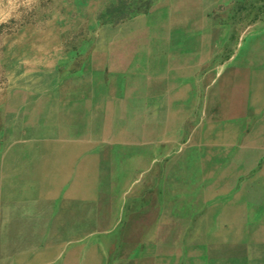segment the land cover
<instances>
[{"label": "rangeland", "instance_id": "1", "mask_svg": "<svg viewBox=\"0 0 264 264\" xmlns=\"http://www.w3.org/2000/svg\"><path fill=\"white\" fill-rule=\"evenodd\" d=\"M147 43L190 55L193 89L212 82L216 56L228 74L253 52L264 88V0H0V264H112L152 233L156 170L215 163L221 147L226 164L246 147L264 108L227 119L222 145L193 139L187 156L183 141L172 155L143 147L132 74Z\"/></svg>", "mask_w": 264, "mask_h": 264}, {"label": "crops", "instance_id": "2", "mask_svg": "<svg viewBox=\"0 0 264 264\" xmlns=\"http://www.w3.org/2000/svg\"><path fill=\"white\" fill-rule=\"evenodd\" d=\"M151 44L142 45L137 53L135 92L137 135L143 147L144 141H150L153 155H172L176 141H183L185 146L176 149L181 156L188 155L186 145L193 139H215L222 145L232 131L227 119L254 116L256 108H264V88L259 86L262 79L254 69L253 52H248L246 71L232 63L228 74L224 73L222 55L216 56L212 82L193 89L190 55H164ZM210 115L216 118L206 130L214 129L213 134L206 133L200 125ZM193 118H198L200 125L195 133L191 127ZM261 121L264 112L248 131L246 147L232 150L226 164L224 157L230 150L221 147L210 154L215 163L169 162L156 170L165 174L157 182L162 190L151 200V219L155 221L152 233L112 264H264V132L254 134ZM223 236H227L226 241Z\"/></svg>", "mask_w": 264, "mask_h": 264}, {"label": "bare ground", "instance_id": "3", "mask_svg": "<svg viewBox=\"0 0 264 264\" xmlns=\"http://www.w3.org/2000/svg\"><path fill=\"white\" fill-rule=\"evenodd\" d=\"M196 1H197V0H196ZM185 2H186V1H185ZM191 2H192V1H191ZM178 3H179V2H178ZM200 3H201V1H200ZM184 4H185V3H184ZM184 4H182V5H184ZM188 6H189V4H188ZM171 7H172V6H171ZM156 8H157V7H156ZM167 8H168V6H167ZM157 9H159V8H157ZM191 9H192V7H191ZM178 10H179V12H180V9H178ZM183 10H184V9H183ZM158 11H159V10H158ZM158 11H156V12H158ZM170 11H171V10H170ZM172 11H174V10H172ZM181 11H182V10H181ZM200 11H201V10H200ZM191 12H192V11H191ZM158 13H159V12H158ZM189 13H190V12H189ZM189 13H187V14H189ZM178 14H179V13H178ZM187 14L184 15V17H182L181 19H179L177 22H179V23L183 22L184 24L189 23L190 17H188ZM145 15H146V14H145ZM158 16H159V15H158ZM189 16H192V15H189ZM145 17H146V16H145ZM167 17H168V16H167ZM170 17H171V16H170ZM200 17H201V16H200ZM177 18H178V17H177ZM147 20H148V19H147ZM170 20H172V21H176L177 19H176V18H175V19L173 18V19H170ZM170 20H169V21H170ZM198 20H199V19H198ZM155 21H156V20H155ZM191 22H192V21H191ZM172 23H173V22H172ZM128 24H129V23H128ZM149 24H150V23H149ZM157 24H158V23H157ZM161 24H162V23H161ZM195 24H196V23H195ZM193 25H194V24H193ZM129 26H130V25H129ZM150 26H151V25H150ZM130 27H131V26H130ZM130 27H129V28H130ZM157 27H158V26H157ZM196 27H197V26H196ZM167 28H168V27H167ZM130 29H132V28H130ZM151 31H153V30H151ZM151 31H150V32H151ZM160 31H161V30H160ZM163 31H164V30H163ZM189 31H190V30H189ZM186 32H188V31H186ZM160 33H162V32H160ZM150 34H151V33H150ZM164 35H165V34H164ZM199 35H200V34H199ZM153 36H154V35H153ZM153 36H152V37H153ZM170 36H171V35H170ZM184 36H186V35H184ZM191 36H192V35H191ZM217 36H218V35H217ZM192 37H193V36H192ZM147 38H148V37H147ZM154 38H155V37H154ZM204 38H205V36H204ZM204 38H203V39H204ZM156 39H157V38H156ZM161 39H162V38H161ZM171 39H172V38H171ZM189 39H190V38H189ZM111 40H112V39H111ZM148 40H149V39H148ZM158 40H160V39L158 38ZM166 40H167V39H166ZM166 40H164V41H166ZM191 40H192V39H191ZM197 40H198V39H197ZM200 40H201V39H200ZM205 40H206V38H205ZM215 40H216V39H215ZM150 41H151V40H150ZM164 41H163V42H164ZM194 41H195V40H194ZM194 41H193V42H194ZM202 41H204V40H202ZM208 41H211V40L208 39ZM147 42H148V41H147ZM187 42H188V41H187ZM187 42H186V43H187ZM189 42H190V41H189ZM200 43H201V41H200ZM200 43H199V41H198V44H200ZM218 43H219V42H218ZM149 44H150V43H149ZM187 44H188V43H187ZM153 45H154V44H153ZM160 45H161V44H160ZM165 45H166V44H165ZM174 45H176V44H174ZM177 45H178V44H177ZM184 45H185V44H184ZM189 45H191V44H189ZM146 46H147V45H146ZM146 46H145V47H146ZM150 46H151V45H150ZM171 46H172V44H171ZM171 46H170V47H171ZM199 46H200V45H199ZM209 46H211V45H209ZM152 47H154V46H152ZM158 47H159V46H158ZM174 47H175V46H174ZM174 47H173V48H174ZM147 48H148V47H147ZM150 48H151V47H150ZM150 48H149V49H150ZM175 48H176V47H175ZM190 48H191V47H190ZM195 49H196V48H195ZM198 49H199V48H198ZM254 49H255V48H254ZM147 50H148V49H147ZM175 50H176V49H175ZM191 50H192V49H191ZM164 51H165V50H164ZM164 51H163V52H164ZM166 51H167V50H166ZM178 51H179V49H178ZM180 51H181V50H180ZM137 52H138V51H137ZM137 52H136V53H137ZM147 52H148V51H147ZM138 54H139V53H138ZM143 54H144V53H143ZM171 54H172V53H171ZM202 54H203V52H202ZM246 54L248 55V53H246ZM161 55H162V54H161ZM164 55H165V54H164ZM184 55H185V54H184ZM257 55H258V54H257ZM145 56H146V55H145ZM145 56H144V57H145ZM156 56H157V55H156ZM187 56H188V55H187ZM195 56H196V55H195ZM199 56H200V55H199ZM261 56H262V55H261ZM263 57H264V56H263ZM169 58H170V57H169ZM183 58H184V57H183ZM201 58H202V57H201ZM255 58H256V57H255ZM144 59H145V58H144ZM193 59H194V58H193ZM193 59H192V60H193ZM199 59H200V58H199ZM247 59H248V58H247ZM133 60H134V59H133ZM133 60H132V61H133ZM170 60H171V58H170ZM233 60H234V59H233ZM250 60H251V59H250ZM257 60H258V59H257ZM132 61H131V62H132ZM128 62H129V61H128ZM154 62H155V61H154ZM158 62H159V61H158ZM169 62H170V61H169ZM172 62H173V61H172ZM232 62H233V61H232ZM258 62H259V61H258ZM114 63H115V62H114ZM139 63H140V62H139ZM243 63H244V62H243ZM146 64H147V63H146ZM158 64H159V63H158ZM249 64H250V63H249ZM171 65H173V64H171ZM246 65H247V64H246ZM126 66H128V64H127ZM148 66H149V65H148ZM138 67H139V65H138ZM138 67H137V68H138ZM235 67H236V66H235ZM126 68H127V67H126ZM148 68H149V67H148ZM231 68H233V67H231ZM119 69H120V68H119ZM121 69H122V68H121ZM139 69H140V68H139ZM249 69H250V68H249ZM254 69H256V68H254ZM258 69H259V67H258ZM234 70H235V68H234ZM139 71H140V70H139ZM147 71H148V70L146 69V72H147ZM236 71H237V70H236ZM251 71H253V70H251ZM166 72H167V71H166ZM141 73H142V72H141ZM141 73H140V74H141ZM213 73H214V72H213ZM235 73H237V72H235ZM249 73H250V71H249ZM142 74H143V73H142ZM214 74H215V73H214ZM251 74H252V73H251ZM253 74H254V73H253ZM232 75H233V74H232ZM249 75H250V74H249ZM123 76H124V75H122V77H123ZM132 76H135V74H134V75L132 74ZM144 76H145V75H144ZM162 76H164V75H162ZM114 77H115V75H114ZM122 77H121V78H122ZM177 77H178V76H177ZM197 77H198V76H197ZM211 77H212V76H211ZM211 77H210V78H211ZM253 77H254V76H253ZM262 77H263V76H262ZM116 78L118 79V77H116ZM142 78H143V76H142ZM215 78H216V77H215ZM232 78H233V77H232ZM113 79H114V78H113ZM124 79H125V78H124ZM135 79H136V76H135ZM144 79H145V78H144ZM128 80H129V79H128ZM142 80H143V79H142ZM156 80H157V79H156ZM214 80H215V79H214ZM231 80H232V79H231ZM236 80H237V79H236ZM236 80H235V81H236ZM239 80H240V79H239ZM239 80H238V81H239ZM252 80H253V78H252ZM116 81H117V80H116ZM140 81H141V80H140ZM183 81H184V80H183ZM253 81H255V80H253ZM262 81H263V80H262ZM262 81H261V82H262ZM117 82H118V81H117ZM120 82H121V80H120ZM124 82H125V81H124ZM128 82H129V81H128ZM158 82H159V81H158ZM178 82H179V81H178ZM178 82H177V83H178ZM230 82H231V81H230ZM130 83H131V79H130ZM142 83H143V82H142ZM162 83H163V82H162ZM180 83H181V82H180ZM207 83H209V82H207ZM223 83H224V82H223ZM250 83H251V82H250ZM96 84H97V83H96ZM245 84H246V83H245ZM261 84H263V83H261ZM240 85H241V84H240ZM251 85H252V84H251ZM236 86H237V84H236ZM111 87H112V86H111ZM147 87H148V86H147ZM149 87H150V86H149ZM174 87H175V86H174ZM240 87H241V86H240ZM250 87H251V86H250ZM261 87H262V86H261ZM112 88H113V87H112ZM114 88H115V87H114ZM116 88H117V86H116ZM75 89H76V88H75ZM155 89H156V88H155ZM165 89H166V88H165ZM118 90H119V88H118ZM147 90H148V89H147ZM158 90H159V89H158ZM74 91H75V90H74ZM111 91H112V89H111ZM145 91H146V90H145ZM229 91H230V90H229ZM229 91H228V92H229ZM143 92H144V91H143ZM223 92H226V91H223ZM236 92H237V91H236ZM236 92H235V93H236ZM246 92H247V91H246ZM79 93H80V92H79ZM152 93H153V91H152ZM226 93H227V92H226ZM243 93H244V92H243ZM65 94H68V95H69L70 93H65ZM137 94H138V93H137ZM140 94H141V93H140ZM140 94H139V95H140ZM238 94H239V93H238ZM75 95H77V94H75ZM141 95H142V94H141ZM150 95H152V94H150ZM232 95H233V94H232ZM72 96H73V95H72ZM218 96H219V95H218ZM224 96H225V95H224ZM233 96H234V95H233ZM233 96H231V97L234 98ZM67 97H68V96H67ZM75 97H76V96H75ZM65 98H66V97H65ZM73 98H74V97H73ZM76 98H79V97H76ZM145 98H146V97H145ZM238 98H239V97H238ZM238 98H237V99H238ZM83 99H84V98H83ZM146 99H147V98H146ZM162 99H163V98H162ZM229 99H231V98H229ZM234 99H235V98H234ZM238 100H239V99H238ZM147 101H148V100H147ZM226 101H227V100H226ZM234 101H235V100H234ZM260 101H261V100H260ZM145 102H146V101H145ZM238 102H239V101H238ZM244 102H245V101H244ZM258 102H259V101L257 100L256 103H258ZM254 103H255V102H254ZM162 104H163V103H162ZM174 104H175V103H174ZM225 104H227V103H225ZM162 106H163V105H162ZM254 106H256V105H254ZM145 107H146V106H145ZM151 107H152V106H151ZM154 107H155V106H154ZM163 107H164V106H163ZM168 107H169V106H168ZM189 107H190V106H189ZM227 107H228V106H227ZM71 108H72V107H71ZM232 108H233V107H232ZM255 108H256V107H255ZM163 109H164V108H163ZM167 109H168V108H167ZM176 109H177V108H176ZM178 109H179V108H178ZM240 109H241V108H240ZM249 109H250V108H249ZM256 109H257V108H256ZM155 110H156V109H155ZM186 110H187V109H186ZM234 110H235V109H234ZM245 110H246V109H245ZM261 111H262V110H261ZM253 112H255V111H253ZM169 113H170V112H169ZM180 113H181V112H180ZM184 113H186V112H184ZM236 113H237V112H236ZM258 113H259V112H258ZM81 114H82V113H81ZM245 114H246V113H245ZM248 114H249V113H248ZM163 115H164V114H163ZM218 115H219V114H218ZM236 115H237V114H236ZM171 116H172V115H171ZM183 116H184V115H183ZM251 116H252V115H251ZM254 116H255V115H254ZM237 117H238V116H237ZM257 117H258V116H257ZM176 118H177V117H176ZM251 118H252V117H251ZM165 119H166V118H165ZM174 119H175V118H174ZM255 119H256V118H255ZM175 120H176V119H175ZM175 120H174V121H175ZM246 120H247V119H246ZM121 121H122V119H121ZM174 121H173V122H174ZM145 122H147V121H145ZM150 122H151V121H150ZM165 122H166V120H165ZM121 123H122V122H121ZM180 123H181V121H180ZM143 124H144V123H143ZM147 124H148V123H147ZM172 124H173V123H172ZM244 124H245V123H244ZM121 125H122V124H121ZM161 125H162V124H161ZM164 125H165V124H164ZM248 125H249V124H248ZM157 126H158V125H157ZM156 128H157V127H156ZM156 128H155V129H156ZM75 129H76V128H75ZM144 129H146V128H144ZM159 129H160V128H159ZM244 129H245V128H244ZM116 131H117V130H116ZM198 131H199V130H198ZM243 131H244V130H243ZM247 131H248V130H247ZM254 131H255L254 134H255L256 136H258L259 133L264 132V121H261L260 123H258V124L256 125V129H255ZM156 132H157V131H155V134H156ZM158 132H159V131H158ZM165 132H166V131H165ZM80 134H81V133H80ZM162 134H163V133H162ZM250 134H251V132H250ZM254 134H253V136H254ZM248 135H249V134H248ZM151 136H152V135H151ZM151 136H150V137H151ZM159 136H160V135H159ZM237 136H238V135H237ZM244 136H245V135H244ZM78 137H79V136H78ZM153 137H154V134H153ZM247 137H248V136H247ZM261 137H262V136H261ZM261 137H259V138L261 139ZM148 138H149V137H148ZM156 138H157V135H156ZM237 138H238V137H237ZM257 138H258V137H257ZM141 139H142V138H141ZM145 139H146V138H145ZM145 139H144V140H145ZM247 139H248V138H247ZM195 140H196V139H195ZM254 140H255V139H254ZM196 141H197V140H196ZM244 141H245V140H244ZM128 142H130V141H128ZM139 142H140V141H139ZM258 142H260V141H258ZM261 142H262V141H261ZM256 143H257V142H256ZM201 145H202V144H201ZM251 145H252V144H251ZM186 146H187V145H186ZM72 147H74V146H72ZM184 147H185V146H184ZM73 149H74V148H73ZM83 149H84V147L82 148V150H83ZM122 154H123V153H122ZM187 154H188V153H187ZM230 154H231V153H230ZM196 156H197V155H196ZM52 157H53V156H52ZM128 157H129V156H128ZM244 160H245V159H244ZM74 161H75V159H74ZM247 161H248V160H247ZM73 164H74V163H73ZM237 166H238V165H237ZM111 167H112V166H111ZM188 178H189V177H188ZM259 178H260V177H259ZM262 181H264V180H262ZM263 186H264V185H263ZM89 190H91V188H90ZM86 196H87V195H86ZM231 196H232V195H231ZM239 204H240V203H239ZM64 205H65V204H64ZM231 205L233 206L234 204H231ZM62 206H63V205H62ZM229 206H230V205H229ZM236 206H237V205H236ZM60 207H61V206H60ZM65 207H66V205H65ZM60 209H61V208H60ZM62 209H63V208H62ZM66 209H68V208H66ZM227 210L229 211V209H227ZM245 210H246V209H245ZM249 211H250V210H249ZM59 212H60V211H59ZM237 212H238V211H237ZM64 213H65V211H64ZM245 213H246V212H245ZM57 214H58V213H57ZM60 214H61V213H60ZM60 214H59V215H60ZM70 214H71V212H70ZM233 214H234V213H233ZM233 214H232V215H233ZM249 214H250V213H249ZM235 215H236V214H235ZM245 217H246V216H245ZM230 219H231V218H230ZM234 219H235V217H234ZM231 220H232V219H231ZM235 220H236V219H235ZM231 225H232V224H231ZM235 227H236V226H235ZM233 230H234V229H233ZM227 233H228V232H227ZM256 237H257V236H256ZM256 237H255V238H256ZM261 237H262V236H261ZM261 237H260V238H261ZM262 238H263V237H262ZM253 239H254V238H253ZM255 240H256V239H255ZM246 242H247V241H246ZM232 243H233V242H232ZM230 244H231V243H230ZM259 244H260V243H259ZM254 256H255V255H254ZM231 259H232V258H231ZM233 259H234V258H233ZM235 259H237V258H235ZM245 259H246V258H245ZM255 261H256V260H255ZM236 262H237V261H236ZM242 262H243V260H242ZM231 263H232V261H231ZM244 263H245V261H244ZM244 263H243V264H244Z\"/></svg>", "mask_w": 264, "mask_h": 264}]
</instances>
